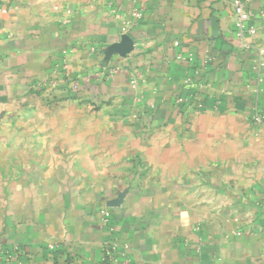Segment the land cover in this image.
I'll return each instance as SVG.
<instances>
[{
	"label": "crops",
	"instance_id": "obj_1",
	"mask_svg": "<svg viewBox=\"0 0 264 264\" xmlns=\"http://www.w3.org/2000/svg\"><path fill=\"white\" fill-rule=\"evenodd\" d=\"M2 2L0 264H104L112 243L129 264H264V130L247 117L248 87L264 107V0H250L243 40L231 0ZM178 52L205 85L186 116ZM134 73L153 105L141 119ZM66 74L77 95L49 104L34 89Z\"/></svg>",
	"mask_w": 264,
	"mask_h": 264
},
{
	"label": "built area",
	"instance_id": "obj_2",
	"mask_svg": "<svg viewBox=\"0 0 264 264\" xmlns=\"http://www.w3.org/2000/svg\"><path fill=\"white\" fill-rule=\"evenodd\" d=\"M250 0H231L230 6L233 13V16L236 19L235 24V36L238 40H243L245 37L248 36H254L256 33V30L252 26H248V23L252 19V14L249 9ZM9 5H4V2L0 0V9L3 13H6L8 11ZM261 17L264 19V12L260 13ZM134 18H140L141 12L135 11L133 12ZM173 47H178L179 42L173 41L172 42ZM254 52H255V59L253 60L252 66L253 71L257 74V85L261 83L263 76H261L262 73H264V48L261 46H253ZM174 61L177 64L184 65L187 68V71L191 72V76H186L183 79L182 87L183 89H188V93L183 96H180L178 94L176 98L174 99V106L178 107L179 110L182 111L183 116H186L189 113L200 111L203 109V105L201 102L203 91L205 90L204 81L202 80V77L199 76L201 73L200 70L195 66L196 65V58L193 54H185L182 52H178L174 55ZM208 59L202 60V64H207ZM191 70V71H190ZM106 76L108 78L113 77L117 74V70L115 69H105ZM140 76L137 73H134L132 77L129 78V88L132 92V98H131V105L133 113L135 112L136 118L139 117L142 118L141 113H147L153 110V105L150 102L144 101L142 95L139 93L140 86H139V80ZM41 86H37L34 89L39 91H42L41 88H44V91H42L45 95H41L44 97V101L48 102L49 104H53L55 101V97L51 98V93L53 91L67 94L68 96L77 95L79 85L77 82H75L69 74H66L63 78L62 85H59L55 80H45ZM249 92L252 95V101L250 102L249 106V113H248V122L251 126L260 128L264 130V107L260 104L258 101V96L261 92V89L258 87H248ZM138 115V116H137ZM138 119V118H137ZM102 217L105 220H111V215L108 210H102L100 212ZM50 249H53V246H49ZM128 248L123 247L119 248V246L116 243H112L108 245L104 251V264H114L117 262V259L123 258V264H129L128 260ZM14 258V255L11 254H5L4 260L5 262H10Z\"/></svg>",
	"mask_w": 264,
	"mask_h": 264
},
{
	"label": "rangeland",
	"instance_id": "obj_3",
	"mask_svg": "<svg viewBox=\"0 0 264 264\" xmlns=\"http://www.w3.org/2000/svg\"><path fill=\"white\" fill-rule=\"evenodd\" d=\"M41 94V93H40ZM41 95H45L44 93H42ZM51 98H54L55 96H56V93H55V91H53L52 93H51ZM231 169H235V166L234 167H232Z\"/></svg>",
	"mask_w": 264,
	"mask_h": 264
}]
</instances>
